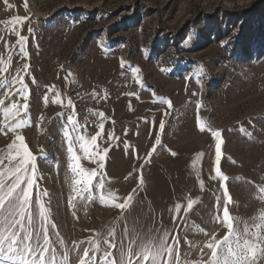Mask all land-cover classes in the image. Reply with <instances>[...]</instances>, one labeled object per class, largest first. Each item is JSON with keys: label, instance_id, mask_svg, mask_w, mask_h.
<instances>
[{"label": "rangeland", "instance_id": "374dc122", "mask_svg": "<svg viewBox=\"0 0 264 264\" xmlns=\"http://www.w3.org/2000/svg\"><path fill=\"white\" fill-rule=\"evenodd\" d=\"M8 4L11 7L0 0V35L15 44L17 37L4 31L12 27L6 22L17 15L28 17L20 32L29 37V57L18 59V46L6 49L0 43V55L13 53L10 72L0 77L20 72L25 62L30 65L22 72L29 86L25 119L30 126L19 132L37 157L38 182L49 193L43 200L57 225L55 230L49 226L50 237L59 253L68 250V264H78L79 257L71 251L74 241L98 236L103 247L109 227L115 226L119 238L124 220L137 233L162 226L179 235L181 260H197L209 239L203 233L225 231L211 222L216 197L223 198L221 183L228 187L232 198L228 207L237 222H260L264 0H8ZM29 28L34 31L29 33ZM134 68L139 71L134 73ZM57 93L60 104L54 103ZM69 98L75 118L85 125L84 134L98 130L101 118L93 113L103 112L105 133L119 138L111 141L104 162L107 190L123 197L143 178L122 215L110 200L100 202V192H94L92 200L76 197L69 204L74 195L71 180L80 179L67 168L62 132L71 111ZM197 117L205 124L204 131ZM212 130L221 133L219 166L228 181L211 178L217 142ZM11 135L0 134V149L6 148ZM157 136L162 143L148 157ZM81 164L96 166L90 160ZM188 198L196 203L185 211ZM176 203L181 204L180 213ZM85 247L87 243L81 245V255ZM0 264L11 262L0 258Z\"/></svg>", "mask_w": 264, "mask_h": 264}, {"label": "snow or ice", "instance_id": "6c2138e0", "mask_svg": "<svg viewBox=\"0 0 264 264\" xmlns=\"http://www.w3.org/2000/svg\"><path fill=\"white\" fill-rule=\"evenodd\" d=\"M8 4V0H4ZM27 8V4H24ZM28 17L15 16L7 21L12 27L5 28V32H10L17 37L15 44H11L0 35V43L6 49H16L18 46V59L26 60L29 53L26 51V44L29 37L21 34L20 27L28 21ZM34 30L29 28L28 32ZM13 53L0 55V73L10 72V62ZM125 64L121 61V68ZM30 68L25 62L20 72L11 76L0 77V113L3 115L0 121V134L10 136V142L5 149H0V258L8 260L11 264H68V250L59 253L53 245L49 226L55 230L57 225L50 219V207L43 197L49 196L47 190H41L39 177H37L36 155L30 150L25 137L19 130L30 126V122L25 119L29 110V86L25 82L24 70ZM138 72V68L132 70ZM123 75V73H122ZM19 87H15L16 85ZM48 99L47 96L44 97ZM163 101V98H161ZM54 103H61V95L56 94ZM171 107V101H166ZM67 108L71 109L66 114V123L62 128L63 136L67 141L68 164L72 177V193L69 197V204H73L76 197L92 200L94 192H100L99 200L102 204L108 203L114 209L120 210L121 215L127 210L143 185L142 176L139 178L138 186L133 188L126 196L121 197L116 191L107 190L103 180L104 162L107 153L111 148V141L119 139L114 132L105 133L103 112L93 113L101 118L98 130L94 134H84L82 125L75 118L73 101L69 98ZM167 114V113H165ZM58 115H65L59 113ZM200 130H205V124L197 117ZM164 128V121L159 125ZM71 128V133L69 132ZM127 130H125L126 132ZM107 135V140L105 136ZM211 135L216 138L215 145V176L213 180L228 181L220 168L221 162V133L212 130ZM108 144L107 147L103 146ZM161 140L157 136L152 149L147 153L151 157L156 150V146L161 145ZM129 145L125 144L127 149ZM173 156L175 152L171 153ZM198 155H203L198 154ZM82 160H90L96 166L89 169L83 167ZM132 173H129L131 176ZM127 179V177H126ZM95 181V183H94ZM203 189L204 183L200 181ZM223 198L216 197V215L212 218L214 224H218L224 229L223 235L204 232L209 239L199 249V258L195 261L181 260L179 235L172 234L168 229H151L144 233H137L135 229H129L127 221L123 223L125 227L117 237L115 226H110L106 236L101 241L98 236H90L85 240L73 242L71 251L79 257L78 264H259L264 260V211L258 217L259 223L248 224L247 222H237L238 218L230 214L228 205L232 203L226 184L221 183ZM34 190L36 195L34 197ZM260 199L264 201V185L259 188ZM107 196V200H106ZM196 203L192 198L187 199L185 211L193 209ZM175 211L180 213L181 204H175ZM177 218L173 217L175 221ZM242 225V226H241ZM203 231V230H201ZM59 244L64 246L65 242L59 239ZM87 243L88 247L83 248L80 254L81 245ZM185 243L192 246L191 241ZM99 254V258H97Z\"/></svg>", "mask_w": 264, "mask_h": 264}]
</instances>
